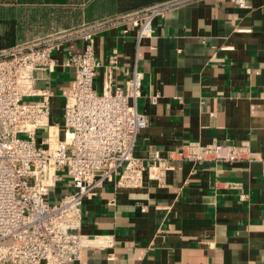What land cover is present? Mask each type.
Instances as JSON below:
<instances>
[{
    "label": "crops",
    "instance_id": "crops-1",
    "mask_svg": "<svg viewBox=\"0 0 264 264\" xmlns=\"http://www.w3.org/2000/svg\"><path fill=\"white\" fill-rule=\"evenodd\" d=\"M245 3L189 0L155 18L152 35L139 42L132 28L95 32L94 51L102 62L95 88L102 89L112 48L118 50V67L111 72L115 85L123 82L136 56L143 76L136 108L148 124L137 135L134 153L147 162L158 150L172 157L174 168L162 184L147 180L143 187L116 188L114 180H106L85 197L80 231L112 234L114 243L85 248L68 264H264V0ZM43 5L51 4L0 0V32L4 22L14 20L18 42L65 25L41 16ZM81 46V40L72 39L54 51L51 133L59 130L64 93L74 76L67 60ZM242 140L257 158L176 159L188 141ZM67 189L66 181L58 183L50 199Z\"/></svg>",
    "mask_w": 264,
    "mask_h": 264
},
{
    "label": "built area",
    "instance_id": "built-area-1",
    "mask_svg": "<svg viewBox=\"0 0 264 264\" xmlns=\"http://www.w3.org/2000/svg\"><path fill=\"white\" fill-rule=\"evenodd\" d=\"M187 1L162 0L95 21L82 31L62 29L0 49V263L68 264L85 248L111 247L112 234L80 231L83 199L106 180H114L116 188L143 187L147 180L162 184L174 168L172 157L158 150L147 162L134 153L137 135L148 124L136 108L142 72L134 56L123 82L113 84L112 68L118 67L114 47L98 91L94 78L102 62L93 36L105 27L122 26L123 32L134 29L139 42L152 35L155 18ZM233 1L246 6L245 0ZM72 39L82 46L67 60L74 76L64 93L59 130L51 133L54 51ZM176 153V159L191 162L257 158L247 140L188 141ZM64 181L69 189L51 200L50 189Z\"/></svg>",
    "mask_w": 264,
    "mask_h": 264
},
{
    "label": "trees",
    "instance_id": "trees-1",
    "mask_svg": "<svg viewBox=\"0 0 264 264\" xmlns=\"http://www.w3.org/2000/svg\"><path fill=\"white\" fill-rule=\"evenodd\" d=\"M12 1V0H11ZM36 2L50 3L51 5L41 6L40 14L53 16L56 22L64 21L62 29L70 28L73 21L84 19L93 22L98 19L109 17L126 8L139 5L155 3L162 0H35ZM82 3H85L84 6ZM4 31L0 32V49L9 48L15 45V22L9 20L4 22ZM58 28V27H56ZM56 28H52L56 29ZM19 42V41H18Z\"/></svg>",
    "mask_w": 264,
    "mask_h": 264
},
{
    "label": "rangeland",
    "instance_id": "rangeland-1",
    "mask_svg": "<svg viewBox=\"0 0 264 264\" xmlns=\"http://www.w3.org/2000/svg\"><path fill=\"white\" fill-rule=\"evenodd\" d=\"M112 16L104 17V18H110ZM104 18H101V19H104ZM101 19H98V20H101ZM98 20H96V21H98ZM93 22H95V21H93ZM93 22H87V21H84L83 18H81V20L73 21L70 28H67V29H72V30L74 29L76 31H82V30L87 29L90 26V24H92ZM58 30H62V27H58L56 29L50 30L48 33L57 32ZM45 34H47V33H45ZM27 99H33V98H27Z\"/></svg>",
    "mask_w": 264,
    "mask_h": 264
}]
</instances>
